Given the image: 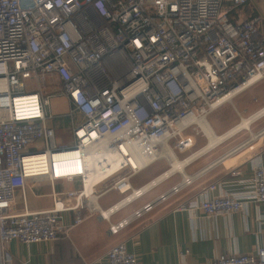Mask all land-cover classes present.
Masks as SVG:
<instances>
[{
  "label": "built area",
  "instance_id": "1",
  "mask_svg": "<svg viewBox=\"0 0 264 264\" xmlns=\"http://www.w3.org/2000/svg\"><path fill=\"white\" fill-rule=\"evenodd\" d=\"M256 0H0V264H9L8 245L56 242L68 232L65 214L75 212L74 226L89 216L110 217L144 198L176 174L182 180L136 210L110 232L118 234L159 205L193 185L203 173L176 172L141 192L131 180L159 162L191 151L196 137H207L199 122L264 80L262 18L244 19L242 8ZM264 1V0H263ZM237 11V15L232 13ZM50 79H57L59 85ZM60 87V89H59ZM30 89V90H29ZM62 94L72 105L74 145L60 149L49 125L52 97ZM37 98L39 115L24 118L17 100ZM264 131L255 137L263 136ZM40 152L31 153V149ZM128 150L125 153L123 148ZM66 150L88 151L102 161L122 162L87 194L84 176L58 177L28 172L30 159ZM229 156V155H228ZM188 158V157H187ZM130 159L148 163L133 168ZM100 162L102 167L108 159ZM105 169V168H104ZM80 181V189L64 195L73 206L58 201L51 210L29 212L28 191L45 181ZM116 191L121 202L104 210L98 204L101 186ZM254 193L242 199L232 194L210 196L217 186L203 189L198 200L179 210H200L208 218L244 209L247 200L264 203V165L256 167ZM137 191V192H136ZM17 192L23 213L12 212ZM105 192V191H104ZM201 197V198H200ZM115 209V211H113ZM108 213V215H105ZM106 264H139L125 243L109 251ZM210 264H264V247L255 253L220 255Z\"/></svg>",
  "mask_w": 264,
  "mask_h": 264
},
{
  "label": "crops",
  "instance_id": "2",
  "mask_svg": "<svg viewBox=\"0 0 264 264\" xmlns=\"http://www.w3.org/2000/svg\"><path fill=\"white\" fill-rule=\"evenodd\" d=\"M250 7L249 3L242 8L244 19L256 15ZM50 81L59 85L57 79ZM263 109L264 80L221 105L208 116L207 124L216 137H221L235 129L243 119ZM49 112L53 117L49 125L55 130L57 146L60 149L71 148L75 142L73 124L81 122L82 117L77 113L70 115L72 105L68 97L62 94L52 97ZM68 115L71 120L67 126L72 131V140L66 145L64 140L57 138V132L62 126L59 122H55V118ZM263 129L264 115L251 123L249 128L240 130L188 163L181 173L187 176L203 173L201 177L180 194L131 223L118 234L110 232V224L120 223L136 210L155 200L177 185L182 180V175L176 174L156 187L153 197L138 204L131 211L126 210L134 203L112 215L110 222L97 214L89 216L87 211H83V215L86 216L85 221L74 226L75 212L65 214L68 232L60 240L30 245L13 241L8 245L9 264H106L109 251L123 243L126 244L128 251L138 258L139 264H210L220 255L255 253L258 248L264 247V203L247 200L243 210L216 218H208L198 209L191 211L178 208L198 200L204 193L203 189L212 185H216L217 189L210 193V196L232 194L237 198L245 199L252 195L255 169L260 164L264 165V135L255 139ZM209 144L208 136L196 137L195 146L187 155L175 157L179 161H185ZM41 150V147L37 150L33 149L34 152ZM123 164L124 162H121L113 166L104 175H111ZM168 170L166 167L155 169L142 184H134V186L133 179L131 184L133 188L139 189L148 183H153ZM108 186L110 183L98 189L103 194L97 202L104 210L110 209L123 199V196L117 192L120 198L104 202L110 193L106 191ZM79 189V180L73 182L58 180L54 183L45 181L34 191L27 192L26 209L29 212L53 209L55 206L53 192L59 194L57 203L61 201L64 205L73 206L75 199L66 197L64 193ZM24 209L22 193L17 192V200L12 212L23 213Z\"/></svg>",
  "mask_w": 264,
  "mask_h": 264
},
{
  "label": "bare ground",
  "instance_id": "3",
  "mask_svg": "<svg viewBox=\"0 0 264 264\" xmlns=\"http://www.w3.org/2000/svg\"><path fill=\"white\" fill-rule=\"evenodd\" d=\"M3 88H4V85L1 83L0 89L3 90ZM236 93H233L232 95L227 97L225 101L233 97V95ZM36 99L37 98H26V99L17 100V105H19L17 108L19 115H21L24 118H29L31 116L37 117L39 115V110L37 107ZM263 115H264V109L249 118L243 119L242 122L235 129H233L232 131H230L229 133L221 137H216V135H214V133L209 128L207 123L199 122L205 134H207V136L210 138V144L206 146L205 149L191 156L185 161H179L175 157L173 151L168 149V152L166 154H168V156L172 159V167L163 176L158 178L156 181H153V183L141 189V192H144L150 189L151 187L155 186L156 184H158L159 182L163 181L165 178L169 177L170 175L176 172H183L184 167L188 163H190L197 157L201 156L205 152H208L211 148L217 146L218 144L223 142L225 139L233 136L240 130L249 128L251 123L259 119ZM123 150L125 151V153L128 154V150L125 147L123 148ZM52 157L53 158H52L51 166L49 163L48 155H39V156L30 158V159H26V162L28 163V172L37 173L40 175L52 174L53 176L55 175L58 177H72V176H82L83 175L85 178L84 180H85V185H86L85 192L87 194L93 191L94 185L98 184L99 182H101L102 180H105L107 177L110 176V175H107V176L104 175L105 173L109 171V169L121 163L118 161H114V158L108 156L105 159H108L109 164L102 167L101 166L102 164L100 163L102 161L101 157L100 158L95 157V155L92 152L82 151V150L81 151L66 150ZM105 159L102 162H104ZM130 162L133 168H139V169H141L142 167L148 164L147 162L144 163L141 160L136 161L134 159H130ZM96 180L98 181L95 182L91 186V184ZM135 195L129 197L128 200L131 201L132 199H134ZM128 200H126L125 202H121L117 206V208L122 207L125 203L128 202ZM105 215H108V213H105Z\"/></svg>",
  "mask_w": 264,
  "mask_h": 264
},
{
  "label": "rangeland",
  "instance_id": "4",
  "mask_svg": "<svg viewBox=\"0 0 264 264\" xmlns=\"http://www.w3.org/2000/svg\"><path fill=\"white\" fill-rule=\"evenodd\" d=\"M250 5H251L250 8L253 10V12L256 15H259L262 18V21H261V23L259 25V28L261 30L262 36H264V1L263 0L252 1V2H250ZM232 15L236 16L237 15V11L233 12ZM70 120H71V118L69 117V115L68 116H64V117L62 116L61 118L60 117H56L55 118V122H59L61 124V126H62V128L60 130H58V132H57V138L61 139V140H64L66 145H69V143L72 140V137H71V134H72L71 132L72 131H71L70 127L67 126V124L70 123ZM262 131H264V129ZM255 139H258V137H255ZM31 153H34V151L32 150ZM187 154H188V152L183 154V155L178 154L177 157H182V156H185ZM180 160H184V159L180 158ZM163 167H166L167 170L169 169L167 162L164 161V160L153 164L150 168H148L147 170L142 171L141 173L136 175V177L133 178V180H132L133 185L134 184L135 185L136 184H138V185L142 184L145 180H147V178H148L147 176H149V174L154 172L155 169L163 168ZM155 193H156L155 190L150 192L144 198H142L141 200H139L136 203H134L133 205H131L126 211H131L138 204H141L143 201H146L147 199H150L151 197H153L155 195ZM120 197L121 196L117 192H110L106 196L104 202H110L111 200L116 199V198H120Z\"/></svg>",
  "mask_w": 264,
  "mask_h": 264
}]
</instances>
